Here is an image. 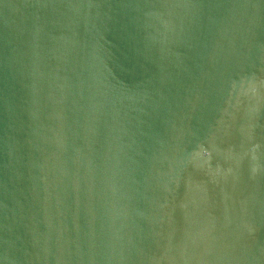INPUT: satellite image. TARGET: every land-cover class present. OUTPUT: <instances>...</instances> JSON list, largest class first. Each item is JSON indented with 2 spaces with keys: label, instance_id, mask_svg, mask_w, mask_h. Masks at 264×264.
<instances>
[{
  "label": "water",
  "instance_id": "obj_1",
  "mask_svg": "<svg viewBox=\"0 0 264 264\" xmlns=\"http://www.w3.org/2000/svg\"><path fill=\"white\" fill-rule=\"evenodd\" d=\"M0 264H264V0H0Z\"/></svg>",
  "mask_w": 264,
  "mask_h": 264
}]
</instances>
